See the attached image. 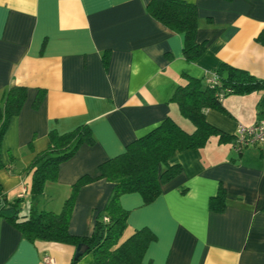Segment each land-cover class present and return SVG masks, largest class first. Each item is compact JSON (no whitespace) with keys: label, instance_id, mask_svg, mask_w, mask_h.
<instances>
[{"label":"crops","instance_id":"crops-1","mask_svg":"<svg viewBox=\"0 0 264 264\" xmlns=\"http://www.w3.org/2000/svg\"><path fill=\"white\" fill-rule=\"evenodd\" d=\"M184 1L196 7V41L207 44L193 63L183 56V35L149 15V0H0V97L14 84L27 89L1 146L0 264H45L46 256L73 264L75 247L31 243L8 220L14 201L8 198L28 199L26 168L47 147L50 130L87 125L94 137L93 145L83 144L59 165L55 183L46 184L36 208L57 213L80 176H96L99 164L167 116L193 131L171 102L186 76L204 78L226 63L264 79V0ZM222 107L205 110L217 134L171 157L181 170L154 201L144 204L136 192L119 197L129 212L121 239L141 228L156 237L142 264H264V149L232 147L239 123L264 117V87L231 94ZM112 188L98 180L79 189L71 234L92 233ZM219 191L220 209H211ZM91 259L85 255L77 264Z\"/></svg>","mask_w":264,"mask_h":264},{"label":"trees","instance_id":"trees-1","mask_svg":"<svg viewBox=\"0 0 264 264\" xmlns=\"http://www.w3.org/2000/svg\"><path fill=\"white\" fill-rule=\"evenodd\" d=\"M146 10L163 26L183 35L182 53L186 61L193 63L204 53L206 42L195 39L198 19L194 4L184 0H149ZM261 87H264V79L226 63H220L204 78L186 76V82L173 92L171 102L176 103L180 114L191 122L193 131H186L167 116L157 127L127 144L122 153L99 164L96 176H80L71 185L69 195L57 213L36 208L46 184L55 183L59 165L71 159L83 144L93 145L94 137L87 125L62 133L50 130L47 147L36 153L26 168L31 173L29 211L21 215L22 200L17 198L9 204L13 214L8 220L31 243L42 241L75 248L80 243L85 244L87 250L83 256L90 254L92 257L85 264H142L148 245L156 237L148 228H141L121 239L129 212L120 206L119 197L136 192L142 196L144 204L154 201L161 193V186L181 170L179 165L170 163L171 157L177 152L203 147L218 133L207 123L205 110L223 109L222 102L227 96L245 95ZM26 91L24 86L14 84L0 97V155L3 136L11 119L21 111ZM41 100L39 93L33 106L38 107ZM98 180L113 184L109 199L97 215L92 233L87 237L73 235L68 228L77 193L81 187ZM1 193L0 189V196ZM221 195L219 191L211 197V209H220ZM78 261L73 260V264Z\"/></svg>","mask_w":264,"mask_h":264},{"label":"built area","instance_id":"built-area-1","mask_svg":"<svg viewBox=\"0 0 264 264\" xmlns=\"http://www.w3.org/2000/svg\"><path fill=\"white\" fill-rule=\"evenodd\" d=\"M210 82H213V80ZM220 98H223L222 94H220ZM232 147L235 150L248 147L264 149V117L249 125L239 123L233 137ZM105 220L107 219L105 218ZM43 262L45 264H54V260L49 256L43 258Z\"/></svg>","mask_w":264,"mask_h":264},{"label":"water","instance_id":"water-1","mask_svg":"<svg viewBox=\"0 0 264 264\" xmlns=\"http://www.w3.org/2000/svg\"><path fill=\"white\" fill-rule=\"evenodd\" d=\"M87 250V246L85 244H78L75 248V253H74V261H78L79 258H81L85 251Z\"/></svg>","mask_w":264,"mask_h":264},{"label":"rangeland","instance_id":"rangeland-1","mask_svg":"<svg viewBox=\"0 0 264 264\" xmlns=\"http://www.w3.org/2000/svg\"><path fill=\"white\" fill-rule=\"evenodd\" d=\"M1 146H2V144H1ZM2 148V147H1ZM10 192H12V190H10ZM15 198H16V194H11L10 196H9V198L8 199H10V200H8V201H13V200H15ZM27 202H29L28 201V199L27 198H25V200H22L21 202H20V206H21V208L23 209L24 208V210H25V208H26V204H27Z\"/></svg>","mask_w":264,"mask_h":264}]
</instances>
